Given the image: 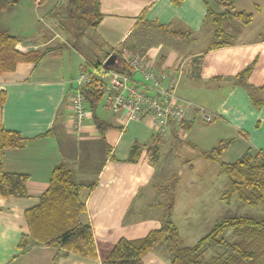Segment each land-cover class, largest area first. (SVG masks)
Here are the masks:
<instances>
[{
	"label": "crops",
	"instance_id": "crops-1",
	"mask_svg": "<svg viewBox=\"0 0 264 264\" xmlns=\"http://www.w3.org/2000/svg\"><path fill=\"white\" fill-rule=\"evenodd\" d=\"M68 3L20 0L0 11V31L18 39L16 48L36 43L40 54L0 74V125L26 139L22 147L4 150L2 169L27 175L25 196L0 195V264H102L119 239L143 237L164 223L170 195L169 218L181 244H195L200 238L185 243L180 235L177 207L192 222V213L204 217L206 206L229 207L233 197H225L227 184L222 192H205L223 174L205 154L220 142L225 163L264 151V0H98L100 17L91 37L84 33L77 40L67 27ZM227 9L248 13L251 20L229 17L217 36L214 16ZM45 17L51 21L38 26ZM145 25L165 37L144 42L147 35L136 33ZM139 40L149 65L177 69L178 97L203 107L213 120L204 122L188 110L183 121L167 124L163 136L148 118L127 121L103 101L86 98L87 115L72 130L70 96L79 72ZM61 163L79 186L85 207L79 220L91 227L94 258L35 242L24 251L18 247L21 235H28L24 212L39 203ZM177 169L191 171L183 178ZM207 192L213 199L205 198ZM208 251L205 259L221 252ZM143 264H170L167 246H156Z\"/></svg>",
	"mask_w": 264,
	"mask_h": 264
},
{
	"label": "trees",
	"instance_id": "trees-1",
	"mask_svg": "<svg viewBox=\"0 0 264 264\" xmlns=\"http://www.w3.org/2000/svg\"><path fill=\"white\" fill-rule=\"evenodd\" d=\"M85 1L89 3L90 12L96 17L95 22L87 27L95 29L100 17L98 0H69L67 27L69 23L79 25L78 18L84 22L78 14L82 11ZM172 1L177 3L179 0ZM19 2L20 0H0V11L14 7ZM229 17H234L243 24L251 20V15L245 12L226 11L215 15L217 36L221 34L223 23ZM17 42L16 37L0 31V74L14 70L19 62L32 61L40 57L35 51L22 53L17 50ZM141 43V40L124 43L122 47L131 53L143 55L139 45ZM120 69L123 72L128 71L123 65H120ZM83 93L91 104L102 100L95 85L83 89ZM25 143L26 139L18 132L7 130L0 125V195L2 197H23L27 194L25 188L27 175L5 173L2 169L4 150L19 148ZM224 148V143L220 142L205 154V157L219 163L221 172L226 176L225 197L237 196L249 206L257 203L264 206V151L255 154L247 152L236 161L225 163L221 159ZM78 192L79 186L74 182L71 171L63 163L55 166L51 172L49 187L40 196L39 203L24 212L28 235H21L19 249L24 251L35 242L39 245L58 246L67 252L94 258L96 250L91 227L82 224L79 220L85 207L79 199ZM167 198L164 223L148 231L143 237L133 240L119 239L103 259L102 264H143L144 256L161 244L168 248L170 264L263 263L264 221L242 216L223 218L215 222L195 244L183 246L178 229L169 218L172 196ZM227 230L232 231L231 241L223 236ZM215 248L221 252L205 259L208 249Z\"/></svg>",
	"mask_w": 264,
	"mask_h": 264
},
{
	"label": "built area",
	"instance_id": "built-area-1",
	"mask_svg": "<svg viewBox=\"0 0 264 264\" xmlns=\"http://www.w3.org/2000/svg\"><path fill=\"white\" fill-rule=\"evenodd\" d=\"M113 52L120 57V65L129 72L104 68L106 59L95 66L82 68L70 96L72 130H77L87 115L83 89L90 85H95L111 113L121 114L127 121L148 118L159 135H166L168 123L183 121L188 110H196L204 122L213 120V114L203 107L178 97L176 68H156L147 63L144 55L124 48L118 47ZM134 75L140 78L136 79Z\"/></svg>",
	"mask_w": 264,
	"mask_h": 264
},
{
	"label": "rangeland",
	"instance_id": "rangeland-1",
	"mask_svg": "<svg viewBox=\"0 0 264 264\" xmlns=\"http://www.w3.org/2000/svg\"><path fill=\"white\" fill-rule=\"evenodd\" d=\"M226 11L230 13L229 10H225L224 12ZM79 16L81 17L80 19L83 18L84 22H81V20H79L78 18L77 21L79 25H70V23L68 25V28H71L72 30L74 29L73 30L74 32L72 35L74 40H77L79 37H82L84 33H85L84 35L85 37H91L92 29L87 27V25H89L90 23H94L95 18H96L94 14L90 12V5L87 1L84 2V7L82 11L79 12L78 17ZM41 20L42 22L36 21L38 26L44 23H49L51 21L49 17H45V19L42 18ZM136 34L137 35L146 34L147 36L144 35V38L145 37L147 38L143 39L144 42L146 41L150 42L154 40L155 38H159L163 36L165 37L166 35L165 33L159 30L157 31V29L155 30L154 28H152V26H148V25L141 27L140 30ZM38 47L39 45H36V43L29 44V45L23 44L17 50L21 51L22 53H26L29 51H37ZM101 103H102V100H101ZM175 170L176 169L174 168V171ZM186 170L187 169H183V170L177 169V173H180V174L182 173L183 178L188 177L190 173L189 171L191 170L190 169H188L187 171ZM226 184H227V178L224 174H221V176H219L218 178H215L214 181L211 180L207 183V187H206L207 189L205 190V192L211 191V190H215V191L219 190L222 192L226 188ZM207 193H209L211 196L205 197V198L213 199V195L210 192H207ZM215 207L216 208L212 210L211 204L209 206H206L203 212L204 217L202 213H198L200 214L199 217H197V213H192V222L190 220H184L183 218L184 213H182V209L180 208V206L177 207V210L175 212V221L177 222L179 226L180 235L182 236L183 241L185 243L193 242L196 239L203 237L211 229L215 220L217 219L220 220L224 217L242 216V217H249V218H253L256 220L264 221V206L262 204L258 203L257 206H249L248 204H245L242 201H240L237 198V196L232 197L229 207L217 206V205H215ZM207 211L213 212L212 214H214V217L210 215L211 212H207ZM190 229L191 231H189ZM223 236L227 237L231 241L233 237L232 231L231 230L225 231ZM209 253L210 251H208L205 256H207ZM262 262H263L262 264H264V260Z\"/></svg>",
	"mask_w": 264,
	"mask_h": 264
},
{
	"label": "water",
	"instance_id": "water-1",
	"mask_svg": "<svg viewBox=\"0 0 264 264\" xmlns=\"http://www.w3.org/2000/svg\"><path fill=\"white\" fill-rule=\"evenodd\" d=\"M121 59L116 53H111L105 60L103 66L106 69L116 70L120 69Z\"/></svg>",
	"mask_w": 264,
	"mask_h": 264
}]
</instances>
